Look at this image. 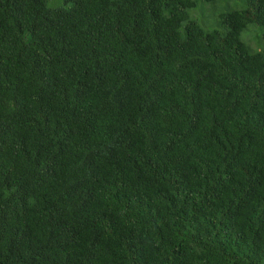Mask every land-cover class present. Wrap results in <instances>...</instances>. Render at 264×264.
<instances>
[{
	"label": "trees",
	"instance_id": "16d2710c",
	"mask_svg": "<svg viewBox=\"0 0 264 264\" xmlns=\"http://www.w3.org/2000/svg\"><path fill=\"white\" fill-rule=\"evenodd\" d=\"M0 264H264V0H0Z\"/></svg>",
	"mask_w": 264,
	"mask_h": 264
},
{
	"label": "rangeland",
	"instance_id": "374dc122",
	"mask_svg": "<svg viewBox=\"0 0 264 264\" xmlns=\"http://www.w3.org/2000/svg\"><path fill=\"white\" fill-rule=\"evenodd\" d=\"M207 16V13H202L201 15H199L198 16V18H199V20L200 21H203L205 18H206V16ZM208 18V17H207ZM254 32V40L252 41V42H249V40L251 41V39H250V32ZM258 33H261L260 32V30L258 29V28H256L255 26H251L250 28H249V31L247 30L245 33H244V35H243V39L247 42V43H249V44H251V46H253V47H255V48H258V46H257V44H256V39H257V35H258Z\"/></svg>",
	"mask_w": 264,
	"mask_h": 264
}]
</instances>
